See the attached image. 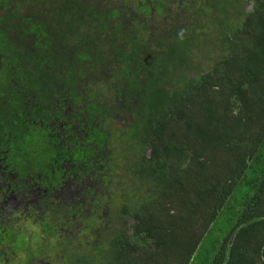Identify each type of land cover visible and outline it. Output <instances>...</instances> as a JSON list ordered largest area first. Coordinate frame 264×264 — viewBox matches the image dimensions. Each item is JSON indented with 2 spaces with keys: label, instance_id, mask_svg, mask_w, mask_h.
<instances>
[{
  "label": "trees",
  "instance_id": "obj_1",
  "mask_svg": "<svg viewBox=\"0 0 264 264\" xmlns=\"http://www.w3.org/2000/svg\"><path fill=\"white\" fill-rule=\"evenodd\" d=\"M124 3L0 0V264H264V0Z\"/></svg>",
  "mask_w": 264,
  "mask_h": 264
},
{
  "label": "rangeland",
  "instance_id": "obj_2",
  "mask_svg": "<svg viewBox=\"0 0 264 264\" xmlns=\"http://www.w3.org/2000/svg\"><path fill=\"white\" fill-rule=\"evenodd\" d=\"M149 1H153L154 4L155 2L157 3L158 0ZM202 2H204V0H165L161 3L162 11L158 12L152 7L153 14L151 16H147L139 11V7L142 8L143 6L142 0H125L124 5L126 6V12H128L131 17H139V20L153 24V28H155L157 32H152L151 35L158 37V35H163L166 32L172 31L175 27L183 28L185 25H188L190 17L188 9L190 4L201 5ZM58 3L60 2L58 1ZM145 3L147 2L145 1ZM114 125L121 128L124 125V122L116 121V124ZM123 175L125 174L123 173ZM14 228H17V231L24 233L26 238L28 240L30 239L32 242L37 243L39 241L38 239L42 238L44 240H42L43 244L46 243L45 241L52 238L51 234L43 233L40 227L33 222L19 221V223L15 224ZM110 233H112L111 230ZM22 264L25 263L23 262Z\"/></svg>",
  "mask_w": 264,
  "mask_h": 264
}]
</instances>
